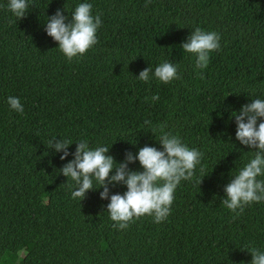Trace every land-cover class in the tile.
I'll list each match as a JSON object with an SVG mask.
<instances>
[{"label":"trees","instance_id":"1","mask_svg":"<svg viewBox=\"0 0 264 264\" xmlns=\"http://www.w3.org/2000/svg\"><path fill=\"white\" fill-rule=\"evenodd\" d=\"M80 3L102 24L98 43L69 61L46 20L64 10L70 23ZM8 4L0 0V264H251L249 250L264 252V201L239 216L222 203L255 155L236 139L233 115L264 99V0H28L22 19ZM196 28L221 37L205 69L182 48ZM163 62L180 78H155ZM150 67L148 82L137 78ZM161 125L202 157L159 224L145 215L114 228L107 205L126 185L110 184L105 200L93 179L96 189L73 199L76 184L59 169L74 156L47 146L69 140L75 153L87 141L122 163L145 146L163 151L152 133ZM129 169L144 170L138 159Z\"/></svg>","mask_w":264,"mask_h":264},{"label":"clouds","instance_id":"2","mask_svg":"<svg viewBox=\"0 0 264 264\" xmlns=\"http://www.w3.org/2000/svg\"><path fill=\"white\" fill-rule=\"evenodd\" d=\"M8 7L18 19H22L28 11V0H9ZM66 19L64 10H57L55 15L46 20L45 31L58 42V48L71 61L85 55L98 43L96 34L102 21L99 14L93 16L90 3H80L71 16V22L66 23ZM220 40L219 33L196 28L182 48L196 57L197 68L205 69L210 61V53L220 49ZM152 72L151 67L146 68L137 78L148 82ZM154 76L163 83L180 78L177 67L171 62H163L156 67ZM152 100H159V96H153ZM8 104L16 112H24L19 98L8 97ZM235 113L236 139L242 145L255 149L254 158L225 187L226 198L222 203L239 216L246 206L264 201V180H258V177L264 176V99H252L251 103L243 105ZM145 124L150 125L151 121H145ZM156 131L161 133L157 140L162 144L163 151L145 146L139 149L138 154L127 152L122 163H117L107 154V147L93 150L87 141L76 143L75 153L68 150L73 144L69 140L54 138L47 146L58 153L63 152L61 160L67 159L69 155L74 156L59 169L60 173L76 184V189L71 192L73 199L82 201L90 190L96 189L93 179L103 188L100 195L105 200L109 199L110 184L126 185L127 191L123 195H111L107 205L113 227L125 230L145 215L153 217L157 224L165 221L170 215L177 186L182 180L193 178L194 170L201 161L202 154L198 150L189 149L178 136L165 132L163 125L152 129L153 134ZM137 159L144 169L142 172L129 169V164L135 163ZM113 169L115 175H110ZM249 251L253 257L251 264H264V252L256 249Z\"/></svg>","mask_w":264,"mask_h":264},{"label":"rangeland","instance_id":"3","mask_svg":"<svg viewBox=\"0 0 264 264\" xmlns=\"http://www.w3.org/2000/svg\"><path fill=\"white\" fill-rule=\"evenodd\" d=\"M25 254H26V249H21L16 255L14 261L16 262L22 261L24 259Z\"/></svg>","mask_w":264,"mask_h":264}]
</instances>
